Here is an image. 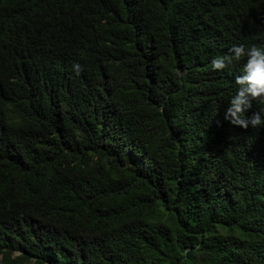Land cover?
<instances>
[{
  "label": "trees",
  "instance_id": "1",
  "mask_svg": "<svg viewBox=\"0 0 264 264\" xmlns=\"http://www.w3.org/2000/svg\"><path fill=\"white\" fill-rule=\"evenodd\" d=\"M223 41L264 45V0H0L5 264H264V127L223 120Z\"/></svg>",
  "mask_w": 264,
  "mask_h": 264
},
{
  "label": "clouds",
  "instance_id": "2",
  "mask_svg": "<svg viewBox=\"0 0 264 264\" xmlns=\"http://www.w3.org/2000/svg\"><path fill=\"white\" fill-rule=\"evenodd\" d=\"M213 16L219 23V28L225 30L233 41L238 19L231 6L217 7L213 11ZM215 38L225 40L226 36L221 32ZM232 43L223 41V50L227 54L216 55L209 61L211 70H223L226 76L234 79L235 91L223 112V120L242 130L249 127L259 129L264 127V45L246 47L243 44ZM240 60L242 62L239 64L233 63ZM72 70L79 76L82 65L74 63ZM249 112L250 115L247 114ZM18 255L19 253H13L11 257L15 258ZM5 263L6 256L2 252L0 264Z\"/></svg>",
  "mask_w": 264,
  "mask_h": 264
}]
</instances>
